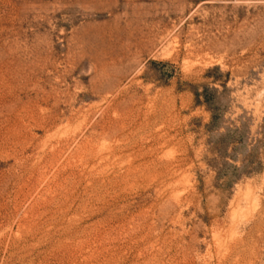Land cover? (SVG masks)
<instances>
[{
  "label": "rangeland",
  "instance_id": "rangeland-1",
  "mask_svg": "<svg viewBox=\"0 0 264 264\" xmlns=\"http://www.w3.org/2000/svg\"><path fill=\"white\" fill-rule=\"evenodd\" d=\"M0 264H264V0H0Z\"/></svg>",
  "mask_w": 264,
  "mask_h": 264
}]
</instances>
